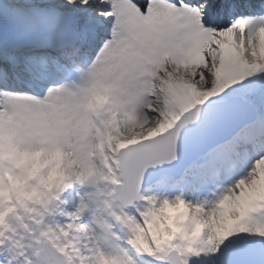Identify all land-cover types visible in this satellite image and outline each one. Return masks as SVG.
Returning <instances> with one entry per match:
<instances>
[{
    "label": "snow or ice",
    "instance_id": "obj_1",
    "mask_svg": "<svg viewBox=\"0 0 264 264\" xmlns=\"http://www.w3.org/2000/svg\"><path fill=\"white\" fill-rule=\"evenodd\" d=\"M54 99L80 113L77 171L32 219L3 178L0 264H226L264 243V0H0V110ZM188 155L175 183L211 206L145 193ZM17 163L0 176L27 179Z\"/></svg>",
    "mask_w": 264,
    "mask_h": 264
},
{
    "label": "clouds",
    "instance_id": "obj_2",
    "mask_svg": "<svg viewBox=\"0 0 264 264\" xmlns=\"http://www.w3.org/2000/svg\"><path fill=\"white\" fill-rule=\"evenodd\" d=\"M95 95L97 99L102 98L100 92ZM79 115L76 109L57 99L9 112L0 110V162H18L16 166L23 165L28 173L27 179L12 181L4 170L0 185L3 178L8 177L24 218L32 219L33 214L41 217L48 211L49 192L53 186L59 188L75 176ZM67 187H71L70 182ZM103 187L112 194L110 184ZM5 195L0 188V196Z\"/></svg>",
    "mask_w": 264,
    "mask_h": 264
},
{
    "label": "water",
    "instance_id": "obj_3",
    "mask_svg": "<svg viewBox=\"0 0 264 264\" xmlns=\"http://www.w3.org/2000/svg\"><path fill=\"white\" fill-rule=\"evenodd\" d=\"M195 159V155H188L182 157L178 164L150 169L145 180L144 189L164 173H169L174 176L180 175L183 169ZM231 253L233 255L230 258L231 264H264V243L260 241L248 242L246 246L241 247L236 245L231 249Z\"/></svg>",
    "mask_w": 264,
    "mask_h": 264
},
{
    "label": "rangeland",
    "instance_id": "obj_4",
    "mask_svg": "<svg viewBox=\"0 0 264 264\" xmlns=\"http://www.w3.org/2000/svg\"><path fill=\"white\" fill-rule=\"evenodd\" d=\"M2 154V153H0ZM2 163V162H0ZM181 175V174H180ZM180 175L178 177H173V176H170V175H163L162 177H160L158 180L152 182L151 184H149L146 188H145V193L147 194L148 192L149 193H160V194H165L163 193L164 192V189H168L176 193L179 192V188H181L182 185H185V183L187 184V182L185 183H175V181L178 180V178L180 177ZM163 177L165 180H163ZM168 178H171L168 179ZM230 181H225V183H229ZM214 190V192H212ZM187 191L189 193H192L191 196H186L185 195V198L190 200V201H193V202H203L205 203L207 206H211V203L217 198V196L219 195V192L217 189H215L214 187L212 186H209L208 188L206 189H203V188H196L194 187L192 184L191 186H187ZM173 194V193H172ZM199 195V200H193V196L194 195ZM167 195V194H166ZM170 196V195H168ZM208 202V204L206 203ZM176 210H173V211H168L169 213H174ZM247 235V234H245ZM256 239H260V238H256ZM255 239V240H256ZM226 264H228L226 262Z\"/></svg>",
    "mask_w": 264,
    "mask_h": 264
},
{
    "label": "bare ground",
    "instance_id": "obj_5",
    "mask_svg": "<svg viewBox=\"0 0 264 264\" xmlns=\"http://www.w3.org/2000/svg\"><path fill=\"white\" fill-rule=\"evenodd\" d=\"M168 179H170L171 180V178H168ZM163 180H165L164 179V177H163ZM191 186V183H185V185H182L181 186V188H179V192L178 193H180L181 191L183 192V194H184V196L186 195L187 197L188 196H191L192 195V193H189L188 191H187V186ZM212 192H214V190L212 191ZM155 193V192H154ZM163 193H165V194H167V195H170V196H173V195H176V194H178V193H176V192H174V191H172L171 192V190H169L168 191V189H164V192ZM173 193V194H172ZM147 194H152V193H147ZM193 200H199V195L197 194V195H194L193 196V198H192ZM207 204H208V202H206ZM173 210H175V209H168L167 211H173ZM250 223L253 225V226H255V225H257V224H260V223H264V214H262V213H256V214H253V216H252V218H251V221H250ZM241 235H245V234H241ZM106 249L108 250V251H111L112 250V244H111V242H106ZM218 264H220V262H218Z\"/></svg>",
    "mask_w": 264,
    "mask_h": 264
}]
</instances>
